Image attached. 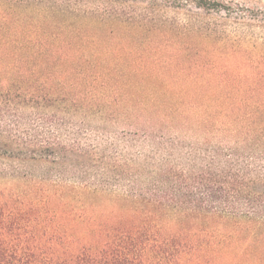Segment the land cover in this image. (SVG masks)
<instances>
[{
	"label": "trees",
	"instance_id": "trees-1",
	"mask_svg": "<svg viewBox=\"0 0 264 264\" xmlns=\"http://www.w3.org/2000/svg\"><path fill=\"white\" fill-rule=\"evenodd\" d=\"M79 38L81 50H0V68L31 70L35 104L29 118L9 97L0 110V176L28 181L0 190V264H264V114L175 99L125 64L130 50ZM121 116L132 128L108 130ZM110 132L131 156L100 146Z\"/></svg>",
	"mask_w": 264,
	"mask_h": 264
},
{
	"label": "rangeland",
	"instance_id": "rangeland-1",
	"mask_svg": "<svg viewBox=\"0 0 264 264\" xmlns=\"http://www.w3.org/2000/svg\"><path fill=\"white\" fill-rule=\"evenodd\" d=\"M209 2L219 5L199 7L201 0H0V50H81L79 37L85 33L98 40L88 50H130L125 64L145 68L147 81L163 85L175 99L241 101L244 112L253 106L263 115L264 0ZM30 75V69L0 68V110L8 109L9 97L23 117H31L35 104L25 102L34 88L26 78ZM121 118L107 129H131ZM175 123L180 126L179 120ZM99 142L112 158L133 154L126 136L110 132ZM149 150V144L139 146L135 154L142 158ZM24 171L0 176V190L24 189Z\"/></svg>",
	"mask_w": 264,
	"mask_h": 264
}]
</instances>
